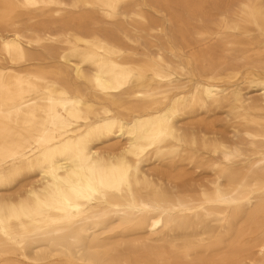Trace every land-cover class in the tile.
Wrapping results in <instances>:
<instances>
[{
  "label": "bare ground",
  "instance_id": "1",
  "mask_svg": "<svg viewBox=\"0 0 264 264\" xmlns=\"http://www.w3.org/2000/svg\"><path fill=\"white\" fill-rule=\"evenodd\" d=\"M0 264H264V0H0Z\"/></svg>",
  "mask_w": 264,
  "mask_h": 264
},
{
  "label": "rangeland",
  "instance_id": "2",
  "mask_svg": "<svg viewBox=\"0 0 264 264\" xmlns=\"http://www.w3.org/2000/svg\"><path fill=\"white\" fill-rule=\"evenodd\" d=\"M210 120L215 121L216 129H224V127L222 126V122L220 121L219 117H215L213 119L210 118Z\"/></svg>",
  "mask_w": 264,
  "mask_h": 264
}]
</instances>
